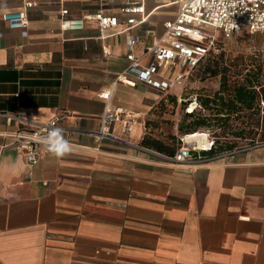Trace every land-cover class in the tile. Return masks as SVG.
<instances>
[{
  "label": "crops",
  "instance_id": "0c3cea01",
  "mask_svg": "<svg viewBox=\"0 0 264 264\" xmlns=\"http://www.w3.org/2000/svg\"><path fill=\"white\" fill-rule=\"evenodd\" d=\"M130 1L148 17L121 33L125 0H0V114L63 117L71 145L29 166L8 136L21 125L0 116V264H264V146L195 167L166 162L143 145L163 140L162 94L136 80L116 83L109 99L138 117L132 131L124 142L96 138L100 93L128 67L127 36L138 38L133 55L144 66L145 48L180 8ZM63 9L69 19L115 16L120 26L102 38L92 20L62 31ZM23 11L27 28L10 30L2 16Z\"/></svg>",
  "mask_w": 264,
  "mask_h": 264
},
{
  "label": "built area",
  "instance_id": "2783aa9c",
  "mask_svg": "<svg viewBox=\"0 0 264 264\" xmlns=\"http://www.w3.org/2000/svg\"><path fill=\"white\" fill-rule=\"evenodd\" d=\"M229 4L230 0H180L176 18L165 22L162 36L145 48L144 56L149 57L150 60L144 66H141L139 59L133 55L138 38L127 36L126 61L128 67L108 90L100 93L105 105L95 132L98 140L124 142L123 136L132 131L138 118L132 112L121 108H110L109 99L116 83L130 84L132 80H136L161 94H167L182 85L207 54H217L220 51L219 41L216 37L218 33L223 38H229L243 29L264 34V0H241L235 9L228 6ZM32 5V2H25L24 9H29ZM120 14L125 17L124 25L126 26L121 30V33H126L131 28L145 23L148 17L145 14L142 1L133 3L130 0H125L124 5L120 8ZM2 20L7 23L10 30L26 29L28 24L24 11L5 14L2 16ZM85 20L97 23L100 38L106 29L120 26L117 17L106 16L101 12L81 19H69L66 9L60 12L59 21L62 31H80L83 29ZM231 21H234L237 27H233ZM186 113L190 114L188 109H186ZM0 116L6 117L8 121L14 119L21 125V128L8 136L12 139L11 147L29 166L36 164L41 153L46 149L39 142L41 136L46 135L53 128L62 129L63 135L67 132V129L62 125L63 117H54L47 122L40 123L6 114H0ZM116 123L120 125L119 135L112 132V127ZM206 135L207 146L201 148L195 143L187 142V136L181 137L178 150L171 157L164 156L165 161L171 164L195 167L210 163L223 156L264 146V143H257L204 156L203 152H210L216 148L214 140L208 134Z\"/></svg>",
  "mask_w": 264,
  "mask_h": 264
},
{
  "label": "rangeland",
  "instance_id": "374dc122",
  "mask_svg": "<svg viewBox=\"0 0 264 264\" xmlns=\"http://www.w3.org/2000/svg\"><path fill=\"white\" fill-rule=\"evenodd\" d=\"M217 39L220 51L217 53L220 65L227 71L225 73L229 83L243 82L245 75L257 70L260 66L262 80L264 81V34L250 32L243 29L229 38H223L219 33ZM221 76L211 77L195 70L190 73L188 79L177 88L167 94H162L163 107L161 125L167 126L161 131L163 137L175 136L166 144L173 149L180 146V137L184 133H190L197 122L202 118L204 126L196 129V133L208 134L215 142L216 147L221 150H235L248 146L254 142L264 141V112L256 110V101L251 110L241 111L233 114H216L222 110L220 101L216 105L212 102L216 93L221 89ZM224 102L230 95L226 92L220 93ZM210 101L207 107L202 102ZM194 104L195 109L188 117L186 109ZM218 104V105H217ZM262 104L260 103V108ZM224 113V112H223ZM166 118V119H165ZM177 126L174 135L169 134ZM183 126L182 130L179 127Z\"/></svg>",
  "mask_w": 264,
  "mask_h": 264
},
{
  "label": "trees",
  "instance_id": "16d2710c",
  "mask_svg": "<svg viewBox=\"0 0 264 264\" xmlns=\"http://www.w3.org/2000/svg\"><path fill=\"white\" fill-rule=\"evenodd\" d=\"M219 58L220 56L217 57V54L209 53L199 62L197 67L193 69V71L200 70L202 71V73L208 74L211 77L222 75L221 89L218 93H216L215 98L212 100L214 104L216 103V101L218 100L220 101L219 105L221 106L222 110L217 111L216 114L229 115L241 111L251 110L252 105L255 101H256V110L259 111V109H262L264 112V81L261 78L262 71L260 66H258L257 70L252 71L249 74H246L243 82L229 83L225 75L227 70L220 65ZM223 92H226L228 95H230L227 102H224L222 96L219 95L220 93ZM208 103H210L209 100H207L206 102H202L203 107H207ZM260 103L262 104L261 108H260ZM164 106L165 104H163V100L161 99L157 109V112L160 114L161 117H162L161 111ZM187 116L192 117V115L189 114H187ZM149 123L151 124V125L149 124L150 125L149 127H151V129L153 130L159 127L158 122H149ZM204 125L205 124L202 118H197V122L195 123V126L199 128ZM196 127H194L190 133H184L183 136H188L196 133V129H197ZM183 128H184L183 126H180L179 130H182ZM174 137L175 136L163 137L162 141H156L145 137L143 140V145H145L146 147H153L158 152L171 157L176 153L178 149L171 148L170 146H168V144H166V141L168 140L172 141ZM257 143L254 142L250 145H254ZM259 143H264V141H261ZM227 151H230V149L221 150L216 147L210 152H203L202 155L210 156Z\"/></svg>",
  "mask_w": 264,
  "mask_h": 264
},
{
  "label": "clouds",
  "instance_id": "9594fccd",
  "mask_svg": "<svg viewBox=\"0 0 264 264\" xmlns=\"http://www.w3.org/2000/svg\"><path fill=\"white\" fill-rule=\"evenodd\" d=\"M239 2L241 0H230L228 6L235 9ZM231 23L233 27H237L234 21ZM39 142L46 147L48 152L57 157H62L71 151L70 143L64 138L63 130L59 128L50 129L46 135L40 137Z\"/></svg>",
  "mask_w": 264,
  "mask_h": 264
},
{
  "label": "bare ground",
  "instance_id": "6f19581e",
  "mask_svg": "<svg viewBox=\"0 0 264 264\" xmlns=\"http://www.w3.org/2000/svg\"><path fill=\"white\" fill-rule=\"evenodd\" d=\"M195 109L194 104H191L188 108V113H192ZM187 142L195 143L198 147H206L207 146V135L205 133H194L192 135H188L186 137Z\"/></svg>",
  "mask_w": 264,
  "mask_h": 264
}]
</instances>
